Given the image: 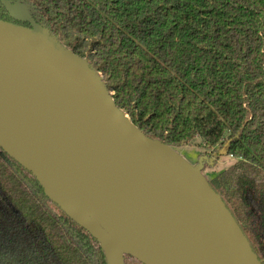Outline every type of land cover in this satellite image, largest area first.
Instances as JSON below:
<instances>
[{"label":"trees","instance_id":"obj_1","mask_svg":"<svg viewBox=\"0 0 264 264\" xmlns=\"http://www.w3.org/2000/svg\"><path fill=\"white\" fill-rule=\"evenodd\" d=\"M12 5L100 74L147 138L225 148L235 163L206 181L264 264V0H0V20L32 28ZM0 264H108L1 148Z\"/></svg>","mask_w":264,"mask_h":264},{"label":"water","instance_id":"obj_2","mask_svg":"<svg viewBox=\"0 0 264 264\" xmlns=\"http://www.w3.org/2000/svg\"><path fill=\"white\" fill-rule=\"evenodd\" d=\"M9 10L32 28L0 20V148L46 195L44 178L70 172L73 184L94 193L147 202L127 219H158L174 227L187 239L195 264H263L201 171L147 138L116 106L102 76L41 29L25 8ZM44 162L52 165L40 166ZM50 200L99 241L111 264L107 249L117 244L103 226ZM119 251L122 264L125 255L148 264Z\"/></svg>","mask_w":264,"mask_h":264},{"label":"bare ground","instance_id":"obj_3","mask_svg":"<svg viewBox=\"0 0 264 264\" xmlns=\"http://www.w3.org/2000/svg\"><path fill=\"white\" fill-rule=\"evenodd\" d=\"M51 165L47 162L40 164L44 168ZM70 176V172L52 178L47 176L42 180L45 190L51 199L82 220L92 218L103 226L117 244V247L107 249L111 264H122L120 248L148 264H195L194 253L187 239L174 227L158 219H127L148 206L147 202L119 194L94 193L87 185L73 184L68 179ZM123 205L126 208L121 209Z\"/></svg>","mask_w":264,"mask_h":264},{"label":"rangeland","instance_id":"obj_4","mask_svg":"<svg viewBox=\"0 0 264 264\" xmlns=\"http://www.w3.org/2000/svg\"><path fill=\"white\" fill-rule=\"evenodd\" d=\"M10 9L15 13H19V5H12L10 6ZM175 151L193 169L200 170L201 175L206 180H211L213 177L235 163V160L232 157L226 155L224 147L207 149L199 139L193 143L177 148Z\"/></svg>","mask_w":264,"mask_h":264}]
</instances>
